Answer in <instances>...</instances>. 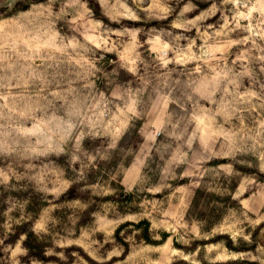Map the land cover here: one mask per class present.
Wrapping results in <instances>:
<instances>
[{"label":"rangeland","instance_id":"1","mask_svg":"<svg viewBox=\"0 0 264 264\" xmlns=\"http://www.w3.org/2000/svg\"><path fill=\"white\" fill-rule=\"evenodd\" d=\"M0 264H264V0H0Z\"/></svg>","mask_w":264,"mask_h":264},{"label":"trees","instance_id":"2","mask_svg":"<svg viewBox=\"0 0 264 264\" xmlns=\"http://www.w3.org/2000/svg\"><path fill=\"white\" fill-rule=\"evenodd\" d=\"M148 225V224H147ZM214 224H212L210 227H212ZM209 227V228H210ZM147 237V236H146ZM168 238V236H167V234H163V240L165 241L166 239ZM147 239V238H146ZM149 239V238H148ZM35 240H37L36 241V246L34 247L36 250L38 249V247L40 248V242H39V239H38V237H35ZM150 241V240H149ZM151 243V242H150ZM152 243H154V244H157V243H155V242H152ZM26 248H27V250L29 251V254L32 256V257H34L35 259H42V260H44V259H46L45 258V256L42 254V251L40 252H36L35 250H33V244L31 243V239H29V237H28V239H27V241H26Z\"/></svg>","mask_w":264,"mask_h":264}]
</instances>
